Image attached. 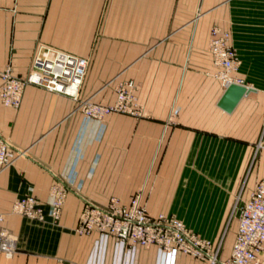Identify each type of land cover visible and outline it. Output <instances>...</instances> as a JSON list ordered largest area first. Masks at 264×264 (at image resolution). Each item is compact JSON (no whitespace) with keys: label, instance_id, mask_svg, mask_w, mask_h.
Returning a JSON list of instances; mask_svg holds the SVG:
<instances>
[{"label":"crops","instance_id":"1","mask_svg":"<svg viewBox=\"0 0 264 264\" xmlns=\"http://www.w3.org/2000/svg\"><path fill=\"white\" fill-rule=\"evenodd\" d=\"M214 27L231 32L233 74L249 88L231 110L219 104L227 81L210 51ZM42 43L89 58L81 99L113 103L133 79L138 113L89 116L80 100L33 84L18 108L0 99V132L23 152L0 165L3 227L17 245L0 264H208L75 231L86 198L127 203L138 191L149 211L175 214L229 256L236 204L264 177V0H0V68L27 73ZM57 180L70 187L58 220L13 211L26 194L48 209Z\"/></svg>","mask_w":264,"mask_h":264},{"label":"built area","instance_id":"2","mask_svg":"<svg viewBox=\"0 0 264 264\" xmlns=\"http://www.w3.org/2000/svg\"><path fill=\"white\" fill-rule=\"evenodd\" d=\"M210 51L214 62L221 66V75L227 84L235 81L245 84L242 77L234 76L241 59L231 43V32L219 27L212 29ZM89 58L49 44H39L32 64L25 74L15 73L11 64L0 68V99L14 108L20 107L24 90L29 84L42 86L52 91L80 100L83 111L93 117L102 118L111 111L138 113L136 102L137 84L133 79L116 85L117 96L113 103H101L81 99L80 92L88 69ZM257 150L264 148V134L256 143ZM22 149L16 147L0 132V165L5 166ZM70 187L62 180L50 187L51 201L47 209L34 194H26L13 203V211L33 219L45 220L50 215L54 220L61 216L65 198ZM238 229L231 254L221 256L222 241L200 236L183 219L175 214H154L142 201V192H135L125 203L111 198L107 203L85 199L75 226L79 234L93 231L111 235L130 245H156L166 251H180L205 260L208 264H258L264 250V177L260 178L248 198L238 201ZM4 213L0 211V252L12 256L16 251V239L3 227Z\"/></svg>","mask_w":264,"mask_h":264},{"label":"water","instance_id":"3","mask_svg":"<svg viewBox=\"0 0 264 264\" xmlns=\"http://www.w3.org/2000/svg\"><path fill=\"white\" fill-rule=\"evenodd\" d=\"M248 90L249 88L247 85L232 81L227 84L219 104L225 109L231 110Z\"/></svg>","mask_w":264,"mask_h":264},{"label":"rangeland","instance_id":"4","mask_svg":"<svg viewBox=\"0 0 264 264\" xmlns=\"http://www.w3.org/2000/svg\"><path fill=\"white\" fill-rule=\"evenodd\" d=\"M76 231V230H75ZM78 233V232H77ZM90 234V233H89ZM100 234H102L101 236H103V238L104 239H106L105 241H107V242H105L106 243V245H111V243H112V245H114V246H119V248L120 249H124V248H126L127 246H130V244H128L127 242H124V241H122V240H120V239H118V238H115V237H113V236H111V235H108V234H104V233H100ZM110 240H112V241H110Z\"/></svg>","mask_w":264,"mask_h":264},{"label":"bare ground","instance_id":"5","mask_svg":"<svg viewBox=\"0 0 264 264\" xmlns=\"http://www.w3.org/2000/svg\"><path fill=\"white\" fill-rule=\"evenodd\" d=\"M20 215V214H19Z\"/></svg>","mask_w":264,"mask_h":264}]
</instances>
